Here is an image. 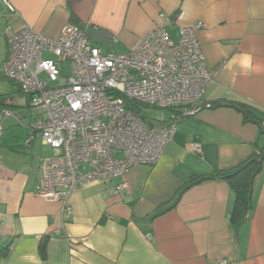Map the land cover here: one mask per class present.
<instances>
[{
  "label": "crops",
  "instance_id": "obj_1",
  "mask_svg": "<svg viewBox=\"0 0 264 264\" xmlns=\"http://www.w3.org/2000/svg\"><path fill=\"white\" fill-rule=\"evenodd\" d=\"M198 21L207 65L218 70L205 94L212 107L181 120L156 163L79 184L70 216L38 194L49 146L31 124L42 114L0 72L7 83L0 91V264H264V168L252 213L239 226L230 222L235 193L225 180L207 179L180 195L193 177L232 171L264 146L259 125L226 105L264 112V0H0L6 40L9 29L26 25L55 38L73 22L110 32L127 52L157 28L177 39ZM121 182L127 190L114 192Z\"/></svg>",
  "mask_w": 264,
  "mask_h": 264
},
{
  "label": "built area",
  "instance_id": "obj_2",
  "mask_svg": "<svg viewBox=\"0 0 264 264\" xmlns=\"http://www.w3.org/2000/svg\"><path fill=\"white\" fill-rule=\"evenodd\" d=\"M8 8L20 15L10 3ZM202 27L201 21L183 26L177 39L157 28L118 54L105 53L73 22L55 38L29 25L7 31L3 74L42 114L32 130L58 151L43 161L40 197L63 204L70 216V197L79 184L109 182L133 166L156 163L179 122L212 107L205 94L218 70L207 65L197 37ZM116 41L111 34V42ZM62 63L69 64L70 75L56 84L63 77ZM127 100L164 109L167 117L163 123L144 122L127 107ZM12 115L4 109V116ZM2 134L0 122V138ZM193 150L201 151L200 145L194 144ZM127 188L121 182L113 191Z\"/></svg>",
  "mask_w": 264,
  "mask_h": 264
},
{
  "label": "trees",
  "instance_id": "obj_3",
  "mask_svg": "<svg viewBox=\"0 0 264 264\" xmlns=\"http://www.w3.org/2000/svg\"><path fill=\"white\" fill-rule=\"evenodd\" d=\"M240 110L248 122H253L259 125L260 130L264 132V112L261 110L242 103H229ZM145 106L135 101L127 100V107L134 110L139 114L144 122H150L146 120V117L141 113V107ZM264 168V146L255 150L254 154L248 159L241 162L234 170L226 173L200 175L193 177L188 181L185 187L182 189L180 195L189 187L198 184L207 179H214L216 177L225 180L230 185L231 189L235 193V201L231 211L230 222L235 226H239L246 221L253 209L254 190L256 180L263 171ZM180 195L175 200L176 204L180 198Z\"/></svg>",
  "mask_w": 264,
  "mask_h": 264
},
{
  "label": "rangeland",
  "instance_id": "obj_4",
  "mask_svg": "<svg viewBox=\"0 0 264 264\" xmlns=\"http://www.w3.org/2000/svg\"><path fill=\"white\" fill-rule=\"evenodd\" d=\"M103 51L105 53H110V54H118L121 52H124L123 50V46L118 43L115 42H111L108 46H102ZM7 40L5 35L3 34V28L2 26H0V72L3 71V62L6 60L7 58ZM55 58V56L45 53V56H48ZM6 57V58H5ZM61 67L63 69V74H62V78L56 83V84H62L65 82V78L68 77L70 75V69H69V64L68 63H62ZM7 83L5 81H1L0 80V91L4 90L7 86ZM141 113L143 116L146 117L147 121H158V123H163L164 119L167 117V111L161 108H157V107H149V106H142L141 107ZM48 146V145H47ZM48 148V153L49 156L48 157H52L54 155H56L58 153V151L55 149H51V147H47ZM86 166H82V170L85 169Z\"/></svg>",
  "mask_w": 264,
  "mask_h": 264
},
{
  "label": "water",
  "instance_id": "obj_5",
  "mask_svg": "<svg viewBox=\"0 0 264 264\" xmlns=\"http://www.w3.org/2000/svg\"><path fill=\"white\" fill-rule=\"evenodd\" d=\"M81 29L87 33L89 38L98 45L101 46H108L111 43V34L110 32L99 29V28H94L92 26H88L86 24H81L80 25Z\"/></svg>",
  "mask_w": 264,
  "mask_h": 264
}]
</instances>
